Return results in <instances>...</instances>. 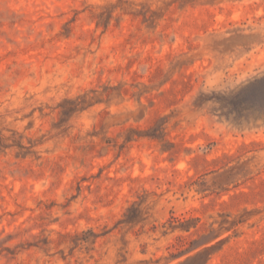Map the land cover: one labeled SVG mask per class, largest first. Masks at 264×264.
<instances>
[{
  "label": "rangeland",
  "instance_id": "rangeland-1",
  "mask_svg": "<svg viewBox=\"0 0 264 264\" xmlns=\"http://www.w3.org/2000/svg\"><path fill=\"white\" fill-rule=\"evenodd\" d=\"M262 95L264 0H0V264H264Z\"/></svg>",
  "mask_w": 264,
  "mask_h": 264
},
{
  "label": "trees",
  "instance_id": "trees-1",
  "mask_svg": "<svg viewBox=\"0 0 264 264\" xmlns=\"http://www.w3.org/2000/svg\"><path fill=\"white\" fill-rule=\"evenodd\" d=\"M200 97H206L204 94H201ZM222 101H225V98H222ZM233 99V98H232ZM260 103V110L264 111V95H262L260 97V99H253L252 101H247L246 99H240L237 103H235L236 105V110L237 112H239L240 110L244 109V107H249L252 106L251 104L255 106H257V104ZM153 130H155L153 135H149L152 139L158 141L161 144V148L163 152H170L174 149L175 144L172 143L170 140L167 139L166 135L164 134V129L161 127L159 128H152ZM131 220H135L132 219ZM131 222V221H130ZM208 249H205L203 251L198 252L195 256L191 257L190 260L195 259L197 256L202 255L203 253H207Z\"/></svg>",
  "mask_w": 264,
  "mask_h": 264
}]
</instances>
